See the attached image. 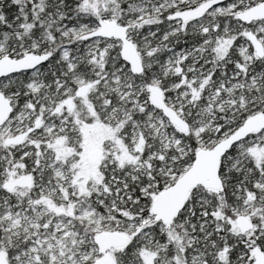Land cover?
Returning <instances> with one entry per match:
<instances>
[{
    "label": "snow or ice",
    "instance_id": "obj_1",
    "mask_svg": "<svg viewBox=\"0 0 264 264\" xmlns=\"http://www.w3.org/2000/svg\"><path fill=\"white\" fill-rule=\"evenodd\" d=\"M0 264H264V0H0Z\"/></svg>",
    "mask_w": 264,
    "mask_h": 264
}]
</instances>
